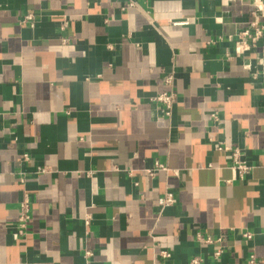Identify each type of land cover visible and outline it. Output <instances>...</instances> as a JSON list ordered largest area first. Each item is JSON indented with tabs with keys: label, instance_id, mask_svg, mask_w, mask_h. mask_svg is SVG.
<instances>
[{
	"label": "crops",
	"instance_id": "0c3cea01",
	"mask_svg": "<svg viewBox=\"0 0 264 264\" xmlns=\"http://www.w3.org/2000/svg\"><path fill=\"white\" fill-rule=\"evenodd\" d=\"M250 2L0 0V264L264 261V39L234 51ZM172 70L168 117L154 97Z\"/></svg>",
	"mask_w": 264,
	"mask_h": 264
},
{
	"label": "built area",
	"instance_id": "2783aa9c",
	"mask_svg": "<svg viewBox=\"0 0 264 264\" xmlns=\"http://www.w3.org/2000/svg\"><path fill=\"white\" fill-rule=\"evenodd\" d=\"M135 3L131 1L129 6H134ZM250 5L252 7V17L248 22V26L244 29H241L236 32L234 38V51L238 56L246 55L250 52H258L259 45L261 41L264 39V0H251ZM23 22L29 23L30 26H34L35 24V15L27 14ZM68 25V22L65 20L61 29L65 30ZM63 43L68 41L67 37H61ZM257 62L259 65L264 66V47L257 54ZM249 69H252V65H247ZM258 72H253V76L256 77ZM163 82L167 86V88L156 95L154 97L155 100L160 102L163 106V112L166 116L170 117L173 113L174 105L177 102V93L175 90V71L167 73L163 77ZM213 116H216L215 114ZM218 150H222L223 146L218 145ZM27 158V155H25ZM211 166V165H209ZM231 168L234 173V179L236 180H244L247 175L252 172L254 168L245 158L241 148L235 147L231 150ZM160 170H168L163 164L156 163L152 168L147 169V173L151 176L155 175L157 171ZM40 171H45L44 168H40ZM23 180V179H22ZM24 181V180H23ZM230 182V181H229ZM176 202L174 195L171 192H167L163 197H160L158 200L159 207L161 211L168 206L173 205ZM32 218V204L29 195H25L20 203V214L18 218V223L16 226V231L14 233V239L19 240L24 235H26L28 231V225ZM86 223L89 224V219L86 220ZM244 236L247 239L252 238V233L249 231H245ZM219 241L221 239H218ZM206 242H212L211 239H206ZM222 254V249L219 248L214 252L216 257H219ZM84 255L86 258H89L92 255L90 250H85ZM160 256L163 258H170L172 256L170 251L163 250L160 252ZM202 257H193L186 264H202ZM247 264H264L255 253H252L248 259Z\"/></svg>",
	"mask_w": 264,
	"mask_h": 264
}]
</instances>
